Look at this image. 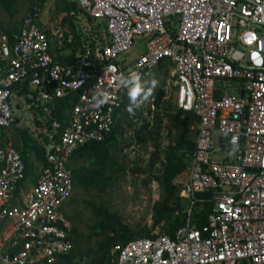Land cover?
Returning <instances> with one entry per match:
<instances>
[{
    "label": "built area",
    "instance_id": "built-area-1",
    "mask_svg": "<svg viewBox=\"0 0 264 264\" xmlns=\"http://www.w3.org/2000/svg\"><path fill=\"white\" fill-rule=\"evenodd\" d=\"M68 1L77 10L51 22V38L41 23L46 0H36L13 45L1 36L0 130L13 123L16 85L28 86L46 117L55 99L77 94V102L65 129L52 121L47 165L27 192L20 152L0 139V264H54L74 251L63 209L73 191L69 161L112 132L127 81L164 61L174 70L177 110L199 120L188 177L176 183L180 197L194 206L197 195L211 192L214 209L202 230L188 218L174 238L113 247L111 264H264V0ZM66 17L81 31L88 19L103 24L106 43L86 41L73 62H59L74 41ZM141 39L145 52L130 61ZM97 91L107 97L100 108L92 106ZM230 153L235 164L214 161Z\"/></svg>",
    "mask_w": 264,
    "mask_h": 264
},
{
    "label": "trees",
    "instance_id": "trees-1",
    "mask_svg": "<svg viewBox=\"0 0 264 264\" xmlns=\"http://www.w3.org/2000/svg\"><path fill=\"white\" fill-rule=\"evenodd\" d=\"M19 1L0 0V15L2 13L7 15V26L2 28L0 22V32L7 37L11 45L15 43L14 37L20 32L25 19L14 22V16L18 13L17 5ZM25 2L29 5L28 13H30L36 0H25ZM76 10L77 8L73 3L62 0L61 8L57 12L67 14ZM88 24L89 28L94 25H101L91 19H88ZM63 25L68 27L74 38L73 44L66 47L71 56L66 60H61L62 58L58 56V60L65 64L74 61V53L81 50L84 42L99 40V42L105 44L107 41V34L100 36L97 31L95 33L91 30L90 33H85L86 31L79 30L75 20L70 17L63 19ZM46 36L48 37V35ZM162 67L164 66L160 64L158 68ZM162 94L163 92L160 93L161 96ZM12 95L24 97L29 105L35 103V99H29L32 93L27 85H16L13 88ZM76 102L77 94L64 99H55L51 104L45 105L50 111L49 117H46L45 108L39 109L42 118L45 120V128L49 133L52 132V121L59 122L62 130L67 127ZM30 107L32 112L37 109L33 106ZM182 115L184 116V122L197 119L192 112H181ZM17 123H19V120L13 119L12 126H17ZM36 125L41 126L39 122H36ZM113 130L103 142H90L76 149L69 161L68 167L72 174L73 190L81 191L85 196L97 192L99 198L96 199L95 203L82 201L87 207H90L94 215L93 223L87 226V236H84L78 228L81 223L80 219L73 214L66 215L72 227L71 238L75 249L69 255L57 257L54 264H80L83 260H87L88 264H111L110 252L115 246H125L128 242L137 239H154L161 234L174 238L176 233L185 226L189 210L191 211L189 219H191L194 229L202 230L208 224V218L214 209V204L211 201L212 193L197 195L195 205L191 206L189 201L180 197L181 188L175 183L181 174L187 170L188 163H190L185 155L180 154L182 149L179 147L169 148L164 153L159 147H156L151 159L146 162L147 164L142 165L140 160H135L132 167L127 166L125 159L120 160L116 157L118 146L114 145L113 141L109 139L113 135ZM18 135L20 142L15 144L14 148L21 153L26 166V177H34L35 166L31 164V157L33 156L38 164L45 167L47 165L46 151L38 141V137L30 134L27 129H19ZM39 138L44 143H48L49 137L41 135ZM54 139L57 140V137ZM162 157L163 162H159ZM128 171L133 176L144 177L143 184L145 186L153 181L159 186L160 198L152 208L151 228L143 227L139 231H135L124 224L123 219L116 212L111 211L108 200L110 198L109 192L118 191L116 182L123 179ZM105 197H107L106 200ZM72 201L71 199L68 200L70 206ZM93 238L99 239L96 248L83 252L80 249L81 242L90 243Z\"/></svg>",
    "mask_w": 264,
    "mask_h": 264
},
{
    "label": "crops",
    "instance_id": "crops-1",
    "mask_svg": "<svg viewBox=\"0 0 264 264\" xmlns=\"http://www.w3.org/2000/svg\"><path fill=\"white\" fill-rule=\"evenodd\" d=\"M48 1L50 2L52 1L55 6L54 13L53 15H50V18L53 16L60 18L61 15L57 11L58 9L61 8L62 0H47V2ZM28 7L29 5L27 4L26 11L23 17L20 19V21L23 18H25L26 14H28L29 11ZM44 13L45 14L47 13L45 11V6L42 10V14ZM42 14H41V23L44 26L46 35H48V37L51 38V34L49 30L51 28V24L48 23L49 16L42 17ZM138 41L141 42L143 48L141 51L137 53L130 52V54L128 55V59L130 61L136 60L140 55L144 54L145 52V41H143V39ZM56 54L57 53H55V55ZM58 56L62 58L61 60H66L68 59V57L71 56V54L69 53V51H67V49H65L64 51L60 52ZM58 61L64 63L60 60ZM162 65L164 67L157 68L148 77L138 76L140 83L145 85L144 93H147L150 90V94L147 95V98L145 99L144 93H142L140 96L137 97L136 103L133 104L130 101V98L128 96V88L126 87L123 103L121 107L117 109L115 112L113 135H111L109 139L113 141L114 145L118 146V153L116 154L117 159L119 156H121L120 160L125 159L126 163L127 161H130L127 159L126 153L130 152L132 155L141 153V155L145 156L146 160L145 161L140 160V163L142 165L147 164L146 162H148L151 159V155L155 152L156 147H159L160 150L164 153L169 148L179 147L180 149H182L180 151V154L185 155L189 159L190 163L195 153V144H196L195 142L199 127L198 117L196 116L197 117L196 120H190L188 122H184V116L183 115L181 116V111H178L176 107V100H175L176 91L174 88L175 78H174V70L172 64L170 61H164ZM133 77H131L129 80H131ZM153 82H154V86H153ZM161 92H163L162 96L160 95ZM32 96L33 98L35 97V95ZM15 97H16V105H17L16 108L18 111H20L22 108V102H25V104L27 105L26 109H29V111L18 120L23 121L26 124V127L28 126L27 122H30L32 128L37 126L36 122H39L41 126H37V128H34L35 131L32 130L30 125L27 127L30 133L33 132L34 134V132L36 133V131H38L37 129H39L40 131L42 130L43 132L42 136L49 137L48 143H44V141L38 137V141L42 144V147L47 152L48 147L51 145L50 143L51 134L49 132L47 134L44 133L47 130H45L46 124L42 116L38 119L35 117L34 112L32 113V110H30V106L41 109L42 108L41 104L34 103L33 105H29L24 97H18V96ZM29 99L33 100L32 98ZM26 115L29 117V120L23 119V117ZM18 127L20 126L18 125ZM18 127L11 125L10 129L1 131L0 139L5 146H11L14 148L15 144H19L20 137L18 135V131H19ZM30 128L32 131L30 130ZM220 139L221 137L215 136L214 139L215 143L213 142V145L215 147L219 144ZM213 158L215 159L214 161L216 163H226V164L236 163L234 153L232 154L230 153L227 156V158L224 159L223 156L220 154L214 155ZM32 159L35 162L34 163L35 168L38 166V169L41 173V170L44 167L38 164L33 156ZM135 160H139V158L135 157V159H133L131 163L133 164ZM159 162H163V157L161 158V160H159ZM190 163L188 164L190 165ZM38 169L36 168L35 170ZM39 171L37 173L35 172L36 178L33 179L31 187H33L34 182L36 181L38 175L40 174ZM127 174H130L129 171L127 172ZM187 177H188V168L184 173L181 174V176L176 180L175 183L179 182L180 180L186 179ZM29 179L30 177L29 178L27 177L25 184L22 183L20 185L21 187L24 185L23 187L25 189L24 188L21 189L26 190V192L29 191L30 189L27 187V182ZM190 225L192 228H194L192 226V222L190 223ZM44 264H48V263H44Z\"/></svg>",
    "mask_w": 264,
    "mask_h": 264
},
{
    "label": "rangeland",
    "instance_id": "rangeland-1",
    "mask_svg": "<svg viewBox=\"0 0 264 264\" xmlns=\"http://www.w3.org/2000/svg\"><path fill=\"white\" fill-rule=\"evenodd\" d=\"M26 7H27V4H26L25 0L24 1L20 0L18 2V5H17L18 13L14 16V22L20 21V19L23 17V15L26 11ZM54 7L55 6H54L53 2L48 1L45 4V11L47 13L42 14V17L49 16V22H48L49 24H51V22L54 19L58 18V17H54V16L50 18V15H53V13H54ZM64 14L65 13H63V14L60 13V15H61L60 18ZM0 22L2 24V28H6V26H7V15L2 13L0 15ZM88 26H89V24L87 26H85V24H84V26H83V29L88 30L85 33H90V31L92 30L95 33L97 31V33H100L101 36L106 35L105 30H104L105 28H104L103 24L94 25V26H91L90 28ZM1 35H2V33L0 32V40H1ZM143 41H145V40H143ZM142 48H143V45L141 44V42L136 41V42H134V45L132 47L131 52L137 53V52L141 51ZM16 107H17L16 97L14 95H12L11 112H12L13 119H20L24 114H26L29 111V109H26L27 105L25 104V102H22V108L20 111H18ZM30 109H31V107H30ZM33 112H34V115L36 118L39 119L41 117V114H40L38 108L35 109ZM26 116H24L23 119L29 120V117L28 116L26 117ZM14 123H15V121H14ZM27 124L29 126L30 122H27ZM18 125L20 127H18ZM17 127H18V129H24L25 128L29 131V129L26 127V124L21 120H19V123H17ZM30 127L32 128L31 125H30ZM31 128H30V130H31ZM34 128H37V126H35ZM34 128H32V130L35 131ZM11 129H13V128H11ZM37 130L38 131H36V133L34 132V135L37 137H41V135L43 134L42 130L41 131L39 129H37ZM29 133H30V131H29ZM30 134H33V132ZM214 139H215V137H214ZM214 139H213V142H214ZM126 155H127V159L130 160V161H127V164H128L127 166L133 165L131 162L133 159H135V157L139 158V160H142V161L146 160L145 156L141 155V153H138L136 155H132L130 152H127ZM120 158H121V156L118 157V159H120ZM34 163L35 162L31 157V164L35 165ZM36 168L38 169V166ZM38 171H39V169L35 170L36 173ZM39 173H40V171H39ZM35 178H36V175L28 180V182H27L28 188H31L32 181ZM144 180H145L144 177L133 176L131 174H127L123 179H120L118 182H116V184L118 185V191H110L109 192L110 198H108V200H109V205H110L111 211L116 212L117 215H119L123 219L124 224L128 225L131 229H133L135 231H139L143 227H147V228L152 227V208H153V205L155 203H157L159 201V198H160L158 185L153 181V182H150V184L148 186H145L143 184ZM72 198H73V201H72ZM98 198H99V194H97V192H93L90 196H85V194L83 192L73 190L70 197L68 198V200L71 199V201H72L71 206L69 205L68 200L66 201V203L63 206L64 213L66 215L67 214L68 215L73 214V215H76V217L80 219L81 223L78 225V228L84 236L88 235L87 226H89L93 223L94 215H93V211L90 209V207H87L84 204V202H82V201L86 200L88 202H94L95 203L96 199H98ZM106 199H107V197H105V200ZM190 216H191V214L188 215V218H190ZM98 241H99V239L93 238L90 243L81 242L80 249L83 252H86L89 249H95ZM89 261H91V259H89Z\"/></svg>",
    "mask_w": 264,
    "mask_h": 264
},
{
    "label": "clouds",
    "instance_id": "clouds-1",
    "mask_svg": "<svg viewBox=\"0 0 264 264\" xmlns=\"http://www.w3.org/2000/svg\"><path fill=\"white\" fill-rule=\"evenodd\" d=\"M46 3H47V0L43 4V6H42L43 8H44ZM43 8H41V14H42ZM113 70H115V69L113 68ZM122 83H123V80H122ZM125 86L128 88V96L130 98V101L133 104H135L137 97L140 96L142 93H144L145 85L140 83L138 76H135L131 80H129ZM153 86H154V82H153ZM99 92L100 91L95 92L93 97H92V106L94 108H100L106 102V99H107L106 95H100L98 98ZM148 94H150V90L147 93H144L145 99L147 98ZM26 179H27V177H26Z\"/></svg>",
    "mask_w": 264,
    "mask_h": 264
}]
</instances>
